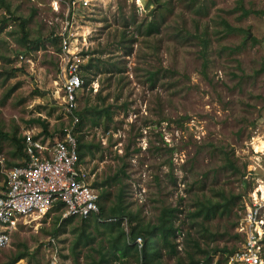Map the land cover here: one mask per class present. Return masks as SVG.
<instances>
[{
  "label": "rangeland",
  "instance_id": "374dc122",
  "mask_svg": "<svg viewBox=\"0 0 264 264\" xmlns=\"http://www.w3.org/2000/svg\"><path fill=\"white\" fill-rule=\"evenodd\" d=\"M64 35L67 51L55 41ZM0 58V132L40 134L41 119L63 138L72 118L62 68L77 62L85 120L75 133L88 146L83 163L101 185L100 205L109 211L123 191L124 206L138 215L133 226H154L165 209H178L177 253L156 237L147 264H205L206 255L229 264L249 195L264 180V0H0ZM16 154L0 139V190L21 162ZM205 199L229 209L191 220ZM58 215L20 225L0 264L24 246L28 256L14 264H51L46 245L54 237L56 264H97L102 254L104 264H144L130 238L137 255L116 260L109 232L94 219L89 241L74 250L83 221L55 235ZM122 226L128 235L132 225Z\"/></svg>",
  "mask_w": 264,
  "mask_h": 264
},
{
  "label": "built area",
  "instance_id": "2783aa9c",
  "mask_svg": "<svg viewBox=\"0 0 264 264\" xmlns=\"http://www.w3.org/2000/svg\"><path fill=\"white\" fill-rule=\"evenodd\" d=\"M88 4L84 2L85 6ZM63 44L67 51L68 37L63 38ZM64 77L63 107L72 118V126L62 139L53 142L35 140L31 134L27 135V160L9 170L7 189L0 193V251L10 247L12 234L20 225L48 218L53 212L60 213L62 219L97 217L100 223L119 221L115 217H100V191L80 160L75 133L79 119L75 111L84 80L79 64L67 60ZM123 225L127 226L126 219ZM236 233L242 241L231 255L229 264H264V180L251 191ZM143 243L142 237L134 242L140 251ZM49 246L51 264H56L59 249L55 239L50 240Z\"/></svg>",
  "mask_w": 264,
  "mask_h": 264
},
{
  "label": "trees",
  "instance_id": "16d2710c",
  "mask_svg": "<svg viewBox=\"0 0 264 264\" xmlns=\"http://www.w3.org/2000/svg\"><path fill=\"white\" fill-rule=\"evenodd\" d=\"M248 11H244V16L248 15ZM24 24L26 21L23 22ZM157 29L155 22H149V30L148 33H152ZM25 31V27H24ZM29 36L27 32H24L23 40L24 42H28ZM58 38H55V41H57ZM3 58V57H2ZM89 69V68H87ZM75 114L79 117L80 121L77 126V129L83 126V122L85 120V115L83 112L78 113V111H75ZM108 114V112H106ZM37 124L42 126L44 134L50 135L49 132V125L45 120L37 119L35 121ZM64 133V131L62 132ZM16 137H13V141H15L21 150L23 148V145L20 143L19 140L15 139ZM0 139L9 140V136L5 133L0 132ZM78 140L79 145V154H80V160L83 156V151L88 150V146L81 144V139ZM94 186L99 188L101 185L99 183L94 182ZM102 196H100V199ZM119 202L114 207L110 208L109 211H106L105 205H100L101 210V216L111 218V217H117L120 219L126 218L127 224L132 225L130 233L127 235L125 232V229L122 226L121 221H118L116 223H108V224H95V228L97 229L100 226H104L107 231L110 234V253L114 258L118 261H120L123 258H127L132 250H135V256L137 255V252L139 251L136 247L132 246L128 239L130 238L131 241L135 242L138 237L143 238V247L141 249V257H137V262L142 261L144 264H147L148 259H150L149 250L152 249L153 245V239L156 237L160 238V241L162 243V246L166 249L168 248L171 252V255H175L177 253L176 246L173 244V239L176 237V232L178 228L175 226L173 222L174 213L178 211V209H165L161 215V218L158 222V224L154 226H142L141 224L137 223L135 226H133V223H135L138 220V215L134 214L133 212H129L127 209V206H124L123 204V191L119 194ZM100 204V203H99ZM60 209V207H59ZM229 206L228 203H220V202H213L211 199H205V200H197L196 208L193 212L188 214V216L191 218V220L194 219V221H197L198 219H202L204 221H211L215 219L216 217H219L223 215L226 211H228ZM74 221V218H67L62 219L61 216H57L55 218V231L54 234L58 235L60 232L65 231V227L72 224ZM83 225L85 228V231L83 234H81L80 239L76 242L74 245V250L78 248V246L82 243V240L85 239L86 241H89V237L91 235L86 234V230L89 228L90 220H84ZM63 226L64 228L62 230H58L56 227ZM238 237V236H237ZM85 244H87L85 242ZM197 245V244H196ZM224 253H227L226 249H223ZM235 252V251H234ZM233 252V253H234ZM205 254H208V252H203ZM232 253V254H233ZM159 253L156 252L155 255H158ZM28 256L27 254V247L24 246V251L16 253L10 262L8 264H14L19 262L20 260L25 259ZM107 259L105 254H102V259L97 264H104L107 263ZM212 262L211 259H209V255L205 256V264H210ZM178 264H183L180 260L178 261ZM217 264H222L221 262H218Z\"/></svg>",
  "mask_w": 264,
  "mask_h": 264
},
{
  "label": "crops",
  "instance_id": "0c3cea01",
  "mask_svg": "<svg viewBox=\"0 0 264 264\" xmlns=\"http://www.w3.org/2000/svg\"><path fill=\"white\" fill-rule=\"evenodd\" d=\"M69 23V22H68ZM67 35H64V36H62V38H58V39H61V41H63V38H65ZM22 41L24 42V40L22 39ZM1 59V58H0ZM62 72H63V75H64V73H65V65H63V68H62ZM78 101H79V99H78ZM76 115V114H75ZM77 116V115H76ZM78 117V116H77ZM78 119H79V117H78ZM79 121H80V119H79ZM34 123H36V122H34ZM33 123V124H34ZM37 124V123H36ZM78 124H79V122H78ZM78 124H77V126H78ZM76 126V127H77ZM37 129V128H36ZM41 132H40V134H33V131L34 130H32V131H28L22 138H19V139H17V138H15L16 140H19L20 141V143L23 145V148L20 150L19 149V147H18V145H17V143L15 142V141H13V137H10L9 136V141H11V142H13L15 145H16V149H17V157H19V158H21V162H20V164H13V165H11V166H21V165H23V164H25V161L27 160V156H26V153H25V146H26V143H25V140H26V137H27V135L28 134H31L32 135V137H33V139H35V140H37V139H42V140H45V141H48V142H53V141H55V140H57L58 138L60 139L61 137L59 136V135H55V134H53V133H50V135H46V134H44V131H43V128H42V126H41ZM75 130H76V128H75ZM65 133H66V131L64 132V135H63V137L65 136ZM58 137V138H57ZM62 139V138H61ZM81 162H82V164L84 165V163H83V160L81 159ZM14 168V167H13ZM91 174V173H90ZM92 183H93V185H94V182H93V180H92ZM7 189V179H6V181H5V183H4V186H3V188L0 190V193L1 192H4L5 190ZM99 189V188H98ZM100 196H101V192H100ZM100 202H101V199H100ZM100 205V204H99ZM58 216H60V215H58ZM100 217H103V216H101L100 215ZM105 218H107V217H105ZM111 218H113V217H111ZM115 218H117V217H115ZM74 219H76V218H74ZM92 219H94V220H96L95 222H96V224H97V222H98V224H108V223H100L99 221H98V218L97 217H92V218H90V219H87V220H92ZM124 219H126V218H123V219H120V218H118V220L119 221H121V223H122V225H123V220ZM79 220H82V219H79ZM82 221H84V220H82ZM118 222V221H117ZM110 223H116V222H110ZM14 233L15 232H13V234H12V239H13V235H14ZM52 239H55V237L54 238H51L50 240H52ZM50 240H49V242L47 243V245H46V247H47V250H48V252H49V255H50V253H51V251H50ZM55 241H56V239H55ZM56 243H57V241H56ZM1 251H3V250H1Z\"/></svg>",
  "mask_w": 264,
  "mask_h": 264
},
{
  "label": "bare ground",
  "instance_id": "6f19581e",
  "mask_svg": "<svg viewBox=\"0 0 264 264\" xmlns=\"http://www.w3.org/2000/svg\"><path fill=\"white\" fill-rule=\"evenodd\" d=\"M35 221H37V220H33V221L27 223L26 226L29 225V224H31L32 222H35ZM40 221H41V220H40Z\"/></svg>",
  "mask_w": 264,
  "mask_h": 264
}]
</instances>
